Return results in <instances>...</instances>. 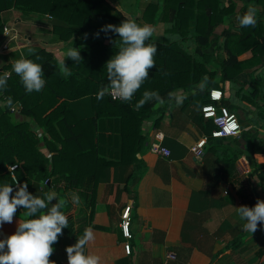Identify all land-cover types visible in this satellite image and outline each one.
Masks as SVG:
<instances>
[{"label": "crops", "instance_id": "obj_1", "mask_svg": "<svg viewBox=\"0 0 264 264\" xmlns=\"http://www.w3.org/2000/svg\"><path fill=\"white\" fill-rule=\"evenodd\" d=\"M201 1H191L192 21L185 34L174 28L176 20L166 10L165 0H106L122 18L151 25L155 29L151 38L156 42L179 43L212 76L205 77L208 84L203 91L198 87L200 83L189 89L179 87L175 93L187 97L183 104L177 106L173 100L157 105L159 112L154 118L140 122L133 115L115 113L101 120L103 128L97 135L105 140L97 149L113 166L101 178L85 179L88 186L72 190L62 183L53 188L59 198L67 200L62 211L69 220V227L53 245L49 259L55 264H68L66 247L74 245L87 227L93 229L94 240L86 246L85 254L99 256L100 264H264V225L258 224L253 234L245 232L244 221L234 208L253 207L257 199L264 200V47L256 46L264 45V0H212L229 15L221 16L222 23L212 33L203 55L196 53L195 40L202 35L196 30L195 20ZM154 4L158 11L150 17L148 11ZM249 5L258 9V29H248L255 50L246 49L240 42L244 31L236 20ZM3 20L4 28L11 27L12 36L17 38L7 48L13 51L0 53L10 60L0 68L12 66L15 60L28 58L41 49L52 52L59 63L66 62L64 54L80 41L78 37L74 43L60 41L54 27L63 23L50 15H22L12 10L3 14ZM93 20L98 31L107 24L121 23L96 17ZM95 34V41L115 48L111 41L118 35L100 32L97 38ZM3 41L2 34L0 44ZM231 54H237L238 62L225 73L223 65ZM215 89L223 91V105L237 115L242 125V133L236 138L214 139L216 126L202 115ZM89 101L71 102L70 108L81 119L90 118L93 111ZM22 110L21 103L11 108L16 121L25 120ZM111 122H117L113 129ZM31 126L39 137L44 134L35 122ZM109 138L112 141L106 143ZM203 138L208 139L207 146L204 155L197 158L192 148ZM160 140L171 151L169 158L151 152V145ZM123 151L136 154L137 162L122 164L112 156ZM43 152L48 154L46 149ZM47 157L52 161L53 154ZM73 194L79 197V204L72 202ZM128 206L133 208L131 255L125 252L120 225ZM25 218V211L16 212L11 224L0 227V239L13 234L18 221ZM169 255H175V259Z\"/></svg>", "mask_w": 264, "mask_h": 264}, {"label": "trees", "instance_id": "obj_2", "mask_svg": "<svg viewBox=\"0 0 264 264\" xmlns=\"http://www.w3.org/2000/svg\"><path fill=\"white\" fill-rule=\"evenodd\" d=\"M165 1L166 10L171 11L175 17L174 28L188 33L192 21V0ZM12 10L22 15H50L62 22L63 24L54 27V34L64 43L78 37L80 41L75 47L80 49L82 61L75 62L66 58L65 64L72 74L65 77L61 74L60 63L52 52L41 49L28 57L27 59L43 66L46 85L40 92L27 93L19 76L11 72L6 89L0 90V185L14 184L9 167L20 162L22 167L16 174L22 184H28V190L33 195L42 196L62 183L72 190L88 186L85 179L101 178L104 171L113 166V163L103 159L104 153L97 149L105 140L97 135L98 130L103 128L101 120L115 113L133 115L140 122L154 118L159 112V104L155 101L144 104L138 110L135 107L145 91L158 92L165 103H168L169 92H175L179 87L192 88L207 75H211L205 69L206 66L198 62L179 43L169 40L159 43L150 38L146 43L157 46L155 67L149 70V78L136 92L133 100L114 101L109 95L98 99L100 89L108 83L105 64L118 48L95 41L93 35L98 30L93 18L122 22L125 19L120 13L106 0H0V35L4 32L3 14ZM196 10V30L202 34L195 38L196 53L203 55L209 48L212 33L222 23L221 18L229 13L219 5L216 6V2L212 0H202ZM157 11L158 7L154 4L150 7L148 16L154 17ZM223 11L227 14L223 15ZM255 27L258 29V26ZM250 28L243 27L244 36L240 42L245 43L246 49L255 50L256 46L263 48L264 45L260 43L252 46L251 33L248 31ZM262 36L264 44V34ZM104 37L110 38L106 35ZM233 45L234 40L229 46ZM231 55L223 65L225 73L228 67L238 62L237 54ZM257 55L259 54L256 53L255 56ZM11 69V65L0 68V75ZM8 98H11V107L7 106ZM87 99L90 100L93 116L81 119L70 108V104ZM1 103L5 106L2 107ZM16 103L22 104V116L25 120L16 121L11 113V108ZM33 122L44 132L42 136L36 135L31 126ZM110 125L113 129L117 122H111ZM107 140L106 143L112 141L110 138ZM43 149L48 154H53L52 161ZM135 155L132 156L126 151L112 153L122 164L133 161L136 163ZM18 211L26 210L18 208Z\"/></svg>", "mask_w": 264, "mask_h": 264}, {"label": "clouds", "instance_id": "obj_3", "mask_svg": "<svg viewBox=\"0 0 264 264\" xmlns=\"http://www.w3.org/2000/svg\"><path fill=\"white\" fill-rule=\"evenodd\" d=\"M257 12L258 9L254 5H249L243 15L236 17L240 27H255ZM100 32L118 35L117 40L111 41L118 51L105 64L108 83L100 89L97 98L109 95L113 100L131 102L149 78V70L155 67L157 46L154 43H146L154 35L155 29L151 25H141L134 19L125 18L119 25L103 26L95 34L97 38ZM64 55L72 61H82L80 49L74 46ZM60 71L65 77L72 74L65 60L60 61ZM12 72L19 76L27 93L40 92L46 85L43 66L31 59L21 57L15 60ZM10 77L9 72L0 75V90L6 89ZM207 84L208 80L204 78L198 87L203 91ZM186 98L185 95L175 92L168 93L169 101L174 100L177 106L182 105ZM150 101L159 105L165 103L158 92L145 91L135 107L138 110ZM11 105V98H8L7 106ZM14 184L15 189L13 184L0 185V227L13 222L18 208L26 210V218L18 221L13 234L0 239V264H55L49 258L54 253L53 245L58 242L59 236L63 235V229L69 227L68 216L62 211L67 200L59 198L55 191L38 196L29 192L27 183L20 184L16 180ZM72 202L79 204V197L73 194ZM234 208L240 220L244 221L242 228L245 232L253 234L258 230V224L264 225V200L257 199L253 207L241 205ZM93 240V229L85 228L77 242L65 249L68 264H100L99 256L85 254L86 246Z\"/></svg>", "mask_w": 264, "mask_h": 264}, {"label": "built area", "instance_id": "obj_4", "mask_svg": "<svg viewBox=\"0 0 264 264\" xmlns=\"http://www.w3.org/2000/svg\"><path fill=\"white\" fill-rule=\"evenodd\" d=\"M13 29L10 27H5L3 32V45L4 50H7L9 44L14 39L16 40L17 35H13ZM112 98V97H111ZM224 93L221 89H215L210 92V103L205 105L202 108V115L204 119L207 121H212L215 126L216 130L212 133V137L214 139H226V138H236L241 135L242 133V125L237 117L228 107L223 105ZM114 101H121L119 99ZM235 124V128H231L230 126ZM160 139L162 137H159ZM159 142H155L151 145V152L164 158H169L171 156V151L164 147ZM208 139L203 138L200 142L192 148V152L197 158H200L204 155L205 148L207 146ZM22 167V163L18 162L13 166L9 167V173L15 183L16 180L20 184H22L17 176V171ZM16 185L13 184V188L15 189ZM132 206H128L123 211L121 217V229L126 240L124 244V249L127 255H131L132 253V232H131V223H132ZM169 258L175 259V255H169Z\"/></svg>", "mask_w": 264, "mask_h": 264}, {"label": "rangeland", "instance_id": "obj_5", "mask_svg": "<svg viewBox=\"0 0 264 264\" xmlns=\"http://www.w3.org/2000/svg\"><path fill=\"white\" fill-rule=\"evenodd\" d=\"M11 46H12V44H11ZM7 61H10L8 57H6V56L3 57L2 55L0 56V66H3L4 64H6Z\"/></svg>", "mask_w": 264, "mask_h": 264}, {"label": "water", "instance_id": "obj_6", "mask_svg": "<svg viewBox=\"0 0 264 264\" xmlns=\"http://www.w3.org/2000/svg\"><path fill=\"white\" fill-rule=\"evenodd\" d=\"M23 41V40H22ZM14 49H12V50H4V45H3V43L2 44H0V53L2 52V53H10L11 51H13Z\"/></svg>", "mask_w": 264, "mask_h": 264}, {"label": "snow or ice", "instance_id": "obj_7", "mask_svg": "<svg viewBox=\"0 0 264 264\" xmlns=\"http://www.w3.org/2000/svg\"><path fill=\"white\" fill-rule=\"evenodd\" d=\"M230 127H231V128H235V127H236V125H235V124H232Z\"/></svg>", "mask_w": 264, "mask_h": 264}]
</instances>
